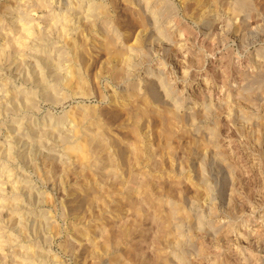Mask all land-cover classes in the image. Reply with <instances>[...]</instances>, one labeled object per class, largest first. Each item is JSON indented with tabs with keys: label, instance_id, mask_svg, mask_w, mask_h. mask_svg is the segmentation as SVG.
<instances>
[{
	"label": "rangeland",
	"instance_id": "374dc122",
	"mask_svg": "<svg viewBox=\"0 0 264 264\" xmlns=\"http://www.w3.org/2000/svg\"><path fill=\"white\" fill-rule=\"evenodd\" d=\"M248 1L250 7L242 11L238 9V0H220L218 8L209 1L206 5H199L197 0H101L109 21L101 17L95 19L97 25L93 31L84 33L86 23L90 21L84 20L83 15H74L75 26L71 27L72 33H68L72 36L80 34L76 38H82V42L87 40L85 57L72 67V62L67 59L62 62L59 58L61 52L67 50L64 41L67 29L64 34L59 29L64 24L62 21L67 20L66 12L70 8L67 0H0V243L3 244H0V264H264V120L261 119L264 116V78L260 83L254 81L252 84L256 87L252 92L253 101L234 100L238 93L245 92L243 88L251 76L264 68V0ZM55 17L58 24L53 21ZM51 23L62 26L50 29ZM178 28L183 37L180 31L177 36L175 31ZM22 29L31 30L33 36L21 39ZM106 32L118 37V47L125 50L124 57L130 61L124 64L126 61L121 59L123 64L118 63L127 65L125 76H121L122 80L118 78L119 81L111 77L109 69L117 62L114 58L109 60L101 49V39ZM45 34L51 35L44 46H48L50 52L54 48L50 55L55 58L58 54L59 65L63 68L50 69L42 61L37 63L39 59H35L34 54L39 53V49L32 40L47 36ZM180 38L185 42L182 51L178 49ZM18 40L22 41L21 45L17 44ZM12 44L23 48V53L27 50L23 54L25 57L19 60L12 53ZM58 49H62L61 52ZM192 57L196 59L195 64L191 61L193 65L189 61ZM15 58L19 62L25 60L22 65L25 68L14 64H19ZM158 58L171 70H162L164 66L160 65ZM185 63L193 67L183 78L181 68ZM132 64L142 67L137 72L130 71ZM70 65L81 74L72 72ZM62 69L66 73L61 72ZM57 71L61 73L59 78H56ZM173 71L175 74L178 71L180 80L174 77ZM219 72H227V80L221 82ZM206 75L211 81L203 88L196 80ZM69 76L80 80L77 88L75 80H69ZM42 81L47 86L58 87L55 99L48 97L49 90L40 85ZM84 83H88L87 87ZM12 91L34 93L37 108L10 110ZM126 91L135 93V101L121 98ZM228 98L237 102L230 115L222 109ZM139 100L141 105L149 106V115H141L143 118L140 116L139 122L137 120L134 124L126 113L133 108H138L136 112L141 111L144 105L139 107ZM179 105L186 108L178 109ZM81 107H86L85 110L91 108L103 128L97 123L98 128L92 120L82 124L78 119ZM202 110L212 118L198 116ZM62 117H67L66 124L57 122ZM168 118H174V121ZM247 118L253 121L254 128ZM51 119L60 127L72 126L74 119L76 127L78 125L76 130L81 131L80 134L71 133L74 142L85 137L86 131L96 132L101 128L99 132L104 134V144L107 145L105 154L111 157L105 162L101 160L102 173L81 166L84 163L74 158L70 157L68 161L59 142L51 141L39 151L21 148L22 143L28 145L31 136ZM135 125L139 126L142 139L135 137L131 129ZM163 129L166 130L165 136ZM131 130L134 133L130 136ZM138 145L141 150L135 151L139 150ZM226 146L236 150L234 156L228 153ZM243 148L246 153H252L253 158L243 156ZM136 152H141L139 157L134 155ZM27 193L36 195L30 200ZM14 201L19 202V206H14L17 205ZM25 206L35 216L45 215L53 224L52 228L45 226L38 232L37 220L32 221L35 217L30 216L28 237L24 238L19 229L21 217L23 220L29 216H25ZM31 246H34L32 250ZM34 248L48 254L47 260L30 262L26 254Z\"/></svg>",
	"mask_w": 264,
	"mask_h": 264
},
{
	"label": "bare ground",
	"instance_id": "6f19581e",
	"mask_svg": "<svg viewBox=\"0 0 264 264\" xmlns=\"http://www.w3.org/2000/svg\"><path fill=\"white\" fill-rule=\"evenodd\" d=\"M70 0H67V2H68V5L70 6V8H68V10H67V12H66V19L67 20H64V21H62V24H63V26L62 25H56L57 27L58 26H62L61 28H59V29H61V31H62V33L64 34V32L66 31V29H67V31H66V33H65V39H64V41L66 42V44L65 45H67V50L66 51H62L61 52V50H59L60 52H61V57H59V58H62L61 60H62V62H63V60H65V59H67V61H69L70 63L72 62L73 63V65H72V67L75 65V62L77 63L80 59H83L84 57H85V47H86V40H84L83 42H82V38L80 39L79 37H77L76 38V36H79V35H77L76 34V36H72V34H70V33H68V32H71V30H72V28L71 27H74L75 26V24H74V15L75 16H77V14H80L81 16L83 15V19L84 20H89L90 22V24L89 23H86L87 25L85 26V28L83 29L84 31V33L86 32L87 33V31H89V32H91V31H93V29H95L96 28V25H97V23H96V21H94L95 19H97V18H103V20H107L108 19V14L106 13L107 11H106V8L104 9V6L101 4V0H98V1H89L88 3L87 2H85V1H83V0H76V2H69ZM74 1V0H73ZM209 1V3L210 4H212L213 6H214V8L218 5V4H220V0H197V2H198V4L199 5H206L207 4V2ZM163 2V1H162ZM51 3V2H50ZM198 4H197V6H198ZM41 5H43V4H41ZM41 5H39V6H41ZM160 5V4H159ZM211 5V6H212ZM211 6H209L210 8H211ZM219 6V5H218ZM250 7V4H249V1L248 0H238V9L239 10H245V8H247V7ZM48 7V6H47ZM68 7V6H67ZM159 7V6H158ZM207 7V6H206ZM209 7H208V9H209ZM166 8V7H165ZM202 8H205L204 6L202 7ZM201 8V9H202ZM216 8H218V7H216ZM191 9V8H190ZM81 10H83V11H81ZM197 10V9H196ZM206 10H207V8H206ZM237 10V9H236ZM203 11V10H202ZM157 12V11H156ZM197 12V11H196ZM235 12H238V11H235ZM234 12V13H235ZM7 13H8V11H7ZM64 13V12H63ZM62 13V14H63ZM83 13V14H82ZM168 13H171V12H168ZM240 13V12H239ZM61 14V15H62ZM140 14V13H139ZM196 14V13H195ZM238 14V13H237ZM64 15V14H63ZM62 15V16H63ZM111 15V14H110ZM168 15V14H167ZM198 15V14H197ZM200 15V14H199ZM247 15H248V12H247ZM62 16H60L59 15V17H62ZM137 16V15H136ZM215 16V15H214ZM110 17V16H109ZM65 18V17H64ZM76 18V17H75ZM54 19V18H53ZM57 19H59L60 20V18H58V16H57ZM79 19V18H78ZM146 19V18H145ZM62 20H63V17H62ZM99 20V19H98ZM135 20V19H134ZM53 21H56V17H55V20H53ZM108 21H109V19H108ZM140 21H142V20H140ZM203 21V20H202ZM60 22V21H59ZM93 22H95V23H93ZM106 21H104L103 23H105ZM134 22H137V21H134ZM143 22V21H142ZM245 22H246V20H245ZM110 23H111V19H110ZM118 23V22H117ZM139 23V25H141L140 23L141 22H138ZM176 23V22H175ZM202 23V22H201ZM206 23V22H205ZM52 24V23H51ZM56 24H58V21H56ZM108 24H109V22H107V26H108ZM135 24V23H134ZM203 24V23H202ZM53 25V26H52ZM50 27H52V28H50V29H53V27L55 28L56 26H54L55 25V23H53ZM138 25V24H137ZM245 25V24H244ZM101 26V25H100ZM105 26H106V24H105ZM110 26V25H109ZM24 27V26H23ZM104 27V26H103ZM160 27V26H159ZM24 28H26V27H24ZM28 28V27H27ZM70 28V29H69ZM106 28V27H105ZM113 28V27H112ZM183 28V27H182ZM49 29V30H50ZM57 29V28H56ZM69 29V30H68ZM74 29V28H73ZM160 29V28H159ZM163 29V28H162ZM166 29V28H165ZM65 30V31H64ZM75 30V29H74ZM110 30V29H109ZM22 31L23 32H21L22 34H21V39L22 38H29V37H31V35L33 36V32L30 30H23L22 29ZM51 31V30H50ZM53 31V30H52ZM179 31H180V28H178L175 32H177V36H178V33H179ZM74 32V31H73ZM75 32H76V30H75ZM104 32V31H103ZM165 32V31H164ZM167 32V31H166ZM181 32V31H180ZM51 34H52V32H50ZM68 33V34H67ZM72 33V32H71ZM77 33V32H76ZM83 33V34H84ZM51 34H45V35H47V36H43L42 38H37L36 37V39H33V37H32V41H34L35 40V43H36V47H37V49H39V53H36L35 51V59H39V60H37V63L39 62V61H42L43 63H45V65H49L48 67H50V69L51 68H56L57 69V67L59 68L60 67V65H59V58H58V52L55 54L57 57H51V55L53 54L52 53V51L54 52V48H52L51 49V52H50V48L48 49V46H44V45H46L47 44V42H48V40H50V38H49V36L51 35ZM158 34V33H157ZM168 34V33H167ZM82 35V34H81ZM183 35V32H181V37H183L182 36ZM96 36V35H95ZM158 36H160V35H158ZM157 36V37H158ZM35 37V36H34ZM64 37V36H63ZM72 37H75V38H72ZM81 37V36H80ZM82 37H84L83 35H82ZM189 37V36H188ZM162 38V37H161ZM164 38V37H163ZM52 39V38H51ZM117 39H118V37L116 38V37H114L113 35L111 36L110 34H108V32H106V34H104L103 35V38L101 39V49L102 50H104V52L106 53V55L108 56V59L109 58H114V60L117 62L116 64L118 65V66H116V64L115 65H112V66H115V67H113V68H109V69H111V71L112 72H110L111 73V77H113V78H115L116 80L118 79V78H120L119 80H122L121 79V76L123 75V76H125L124 75V72H125V69H126V66L125 65H119L118 63H120V64H123V62H125L126 60H129V58H127V57H124L126 54H125V50L124 49H122V48H119L118 47V42H117ZM177 39H179V38H177ZM184 39V38H183ZM80 40H81V42H80ZM125 40V39H124ZM19 41V40H18ZM22 41H19V42H17V44H19V45H21L22 43H21ZM177 42H178V40H177ZM16 42H14V44H15ZM16 44V45H17ZM16 45H14L13 46V44L10 46V47H12V53L15 55V56H17V58L19 57V60H20V58H23V57H25V56H23V54H25V52H27V50L23 53V48H19L18 46H16ZM99 45V44H98ZM97 45V46H98ZM99 45V46H100ZM178 49L180 50V51H182L183 50V48H184V46H185V42L180 38V40H179V43H178ZM172 46H174V45H172ZM54 47V46H53ZM177 47V46H176ZM95 48V47H94ZM98 47H96V49H97ZM37 49H34V50H37ZM56 49V48H55ZM99 49H100V47H99ZM174 49V48H173ZM95 50V49H94ZM21 51V52H20ZM38 51V50H37ZM97 51V50H96ZM99 52H101V51H99ZM131 52V51H130ZM4 53H6L5 51H4ZM30 53H32V51L30 52ZM98 53V52H97ZM104 53V54H105ZM129 53V52H128ZM152 53H153V51H152ZM11 54V53H10ZM27 54H29V53H26V55ZM51 54V55H50ZM32 55H33V53H32ZM37 55H39V57L37 56ZM153 55V54H152ZM159 55V54H158ZM177 55V54H176ZM184 55V54H183ZM28 56H30V55H28ZM54 56V55H53ZM180 56V55H179ZM186 56V55H185ZM202 56V55H201ZM11 57H12V55H11ZM17 58H15V59H17ZM29 58V57H28ZM54 58V59H53ZM27 59V58H26ZM30 59V58H29ZM33 59V58H32ZM124 60L123 62H122V60ZM18 60V59H17ZM19 60L18 61H16V62H19ZM31 60V59H30ZM110 60V59H109ZM112 60V59H111ZM163 60V59H162ZM198 60V59H197ZM25 60H23L22 61V59H21V61L19 62V64L18 63H14V64H17L18 66H20L21 68H25V67H22V65L24 64L23 62H24ZM33 61V60H32ZM35 61V60H34ZM157 61H159V58H158V60ZM164 61V60H163ZM189 61H190V63H191V61H192V63H196V59L195 58H190L189 59ZM201 61V60H200ZM61 62V61H60ZM61 62V63H62ZM122 62V63H121ZM127 62V63H126ZM124 64H129L128 62H130V61H126ZM40 63V62H39ZM65 63V62H64ZM112 64H113V62H111ZM110 63V64H111ZM134 63H135V60H134ZM159 63H160V61H159ZM191 63V64H192ZM198 63H199V60H198ZM80 64V63H79ZM109 64V63H108ZM107 64V66H109ZM143 64H145V63H143ZM166 64V63H165ZM168 64H169V62H168ZM189 64V63H188ZM188 64H184L183 66H182V76H183V78H185L186 76L185 75H188L189 74V70H190V67H193L191 64V66L190 65H188ZM63 65V64H62ZM69 65V64H68ZM71 65L70 66H68L69 67V69L71 68ZM133 65V68L130 70V71H134V72H137L138 71V69H140L142 66H136L135 64H132ZM160 65H162V66H164L163 68H162V70H166V69H169V67H167L166 65H164V63H160ZM179 65V64H178ZM188 65V66H187ZM259 65V64H258ZM262 65V64H261ZM14 66V65H13ZM24 66V65H23ZM78 66V65H77ZM106 66V65H105ZM180 66V65H179ZM228 66V65H227ZM27 67H28V65H27ZM62 68H63V66H61ZM60 67V68H61ZM76 67V66H75ZM110 67V66H109ZM195 67V66H194ZM35 68H36V66H35ZM171 68V67H170ZM16 69V68H15ZM64 69H65V67H64ZM64 69H62L63 71H61V72H65V70ZM68 69V70H69ZM77 69V68H76ZM104 69V68H103ZM107 69H108V67H107ZM107 69H105V71L107 70ZM17 70V69H16ZM36 70V69H35ZM55 70V69H54ZM61 70V69H60ZM59 70V71H60ZM78 70H79V68H78ZM169 70H171V69H169ZM172 70H173V68H172ZM221 70V69H220ZM249 70V69H248ZM59 71H57V76H56V74H55V76H56V78L58 77L59 78V74H61V73H59ZM70 71V70H69ZM71 71L72 72H74V71H76V70H74V69H72L71 68ZM77 73L79 72V71H76ZM106 72H109V71H106ZM134 72H132V73H134ZM171 72V71H170ZM176 73V71H173V74H175ZM52 73V72H51ZM54 73H55V71H54ZM62 73V74H63ZM66 73V72H65ZM69 73V72H68ZM80 74H81V71L79 72ZM105 73V72H104ZM39 74V73H38ZM103 74V73H102ZM106 74H108V73H106ZM177 74H178V71H177ZM177 74H175V78H178V76H177ZM181 74V73H180ZM213 74V73H212ZM51 75V74H50ZM54 75V74H53ZM65 75H67V74H65ZM65 75H61L62 77L63 76H65ZM68 75H70V73L68 74ZM73 75V74H72ZM71 75V76H72ZM191 75V74H190ZM39 76V75H38ZM54 76V77H55ZM75 76V75H74ZM76 76H77V74H76ZM122 76V77H123ZM159 76V75H158ZM215 76V75H214ZM219 76V77H218ZM217 77L218 78H222V81L221 82H224L225 80H227V78L229 77V75H228V73L226 72V74L225 73H220L219 72V75H218ZM247 76V75H246ZM43 78H44V76H42ZM66 77V76H65ZM70 77V76H69ZM68 77V78H69ZM73 77V76H72ZM81 77V76H80ZM79 77V78H80ZM187 77H189V76H187ZM248 77V76H247ZM250 77V76H249ZM248 77V78H249ZM252 77V78H251ZM250 78L252 79H247V80H249V82L244 86V90L243 91H245V92H243V93H238L237 94V96L236 97H238L237 99H234V97H233V99L236 101V100H239V102L241 101V102H243V100H244V102L245 103H247L246 101H249V102H251V101H253V99L255 98H253V93H254V88H256V87H254L253 85L255 84V82L257 83V82H259V81H262V80H264V79H262V80H260L261 78H264V68H262V69H260V71H256V74H255V76L253 77V76H251ZM83 78V77H82ZM124 78V77H123ZM163 78V77H162ZM173 78V77H172ZM67 79V78H66ZM75 80L76 78H71L70 77V79L69 80ZM81 79V78H80ZM126 79V78H125ZM164 79V78H163ZM163 79H162V81H163ZM179 79V78H178ZM182 79V78H181ZM197 79H198V77H197ZM40 80L41 79H39L38 81L40 82ZM61 80V79H60ZM63 80H65V79H63L62 78V81ZM119 80H117V81H119ZM180 80V79H179ZM184 80V79H183ZM46 81V80H45ZM44 81V82H45ZM77 81H80V80H75L74 81V86H76L77 84L79 85L80 83L78 82L77 83ZM187 81V80H186ZM197 81V83H198V85L199 86H203V88H205V87H207V85H208V82L209 81H211V77H209V76H205V77H203L202 79H199V80H196ZM200 81H202V84L200 85ZM255 81V82H254ZM43 82V81H42ZM40 83V85L44 88V87H46L45 89H48L49 90V95H48V97L49 96H51V98H53V99H55L56 98V96H57V94H56V89L58 90V87L57 88H55V86H47L44 82L43 83ZM48 82V81H47ZM67 82V81H66ZM72 82V81H71ZM84 82H86V81H84ZM247 82V81H246ZM68 83H70V81L68 82ZM260 83V82H259ZM85 84V86L88 84H86V83H84ZM196 84V83H195ZM253 84V85H252ZM13 85V84H12ZM39 85V84H38ZM65 85H66V83H65ZM64 85V86H65ZM69 85V84H68ZM81 85H83V83H81ZM228 85V84H227ZM71 86V85H70ZM70 86H67V87H70ZM73 86V87H74ZM258 86V85H257ZM72 87V86H71ZM78 86H76V88H77ZM80 87V86H79ZM87 87V86H86ZM85 87V88H86ZM223 87H224V85H223ZM225 87H226V85H225ZM83 88V87H82ZM195 88V86H194V84H193V89ZM221 88V87H220ZM231 88V87H230ZM241 88V87H240ZM44 89V90H45ZM78 89H80V88H78ZM182 89H184V88H182ZM223 89V88H222ZM259 89V88H258ZM16 90V89H15ZM83 90V89H82ZM231 90V89H230ZM230 90H228V96L230 97ZM184 91V90H183ZM262 91V90H261ZM45 92V91H44ZM75 92V91H74ZM151 92V91H150ZM168 92V91H167ZM171 92V91H170ZM253 92V93H252ZM29 93V92H28ZM43 93V92H42ZM62 93V92H61ZM198 93H200V92H198ZM207 93V92H206ZM245 93V94H244ZM257 93V92H256ZM47 94V93H46ZM137 94V93H136ZM151 94V93H150ZM39 95V94H38ZM83 95H84V93H83ZM115 95V94H114ZM198 95V94H197ZM196 95V96H197ZM64 96V95H63ZM121 96V95H120ZM120 96H118V97H120ZM138 96V95H137ZM195 96V95H194ZM195 96V97H196ZM199 96H200V94H199ZM263 96V95H262ZM69 97V96H68ZM133 97H136V95H135V93L133 94V91H132V93H127V91L125 92V94L123 95V97L121 96V98H124L123 100H125V99H127V98H131V99H133ZM7 98V97H6ZM11 98V100L13 101V104H12V107H10V110L12 109V111L13 112H16V111H19L21 108H24V109H27V110H32L35 106H36V102H35V100L37 99L36 97H35V94L34 93H30V94H27V93H22V91H12V96L10 97ZM57 98H60V96L58 95V97ZM138 98V97H137ZM144 98H146V97H144ZM149 97H147V99H148ZM136 99V98H135ZM135 99H133L134 101H135ZM140 99V98H139ZM142 99V98H141ZM46 100V99H45ZM128 100V99H127ZM133 100L132 101H130V99H129V102H133ZM160 100V99H159ZM231 100H232V98H231ZM231 100H229V98H228V102L226 101V103L224 104V106L222 105V109L224 108V111H225V113H227V115H230V114H232V112H234V108H235V105L237 104V102H235L234 100L233 101H231ZM246 100V101H245ZM58 101V100H57ZM136 101H138V100H136ZM142 101H144V100H142ZM147 100L145 99V102H146ZM261 101V100H260ZM59 102V101H58ZM225 102V101H224ZM223 102V103H224ZM12 103V102H11ZM54 103V102H53ZM135 103V105H136V102H134ZM142 103V102H141ZM164 103V102H163ZM216 103V102H215ZM258 103V102H257ZM5 104V103H4ZM139 104H140V100H139ZM143 104V103H142ZM146 104H149V103H146ZM209 104V103H208ZM135 105L133 104L132 106H134L135 107ZM145 106V108H144V106ZM143 105H141L140 104V106L139 107H141V106H143V108L141 109V111H139V110H137V111H139V112H136L135 110L136 109H138V108H133V109H130V110H127V115L129 116V118L131 119V120H133L134 121V124H136L135 122H137V120H138V122H139V119H140V116L141 115H143V116H145L146 114L147 115H149L148 114V112H149V106H146L145 105V103L143 104ZM165 105V104H164ZM221 105V104H220ZM255 105V104H254ZM208 106V105H207ZM251 105H249L248 107H250ZM83 107V106H82ZM80 108L79 109V112H80V114H79V121H81V122H83L82 124H84V122H89V121H93L94 123H96V126H97V123L100 121H98L97 120V118H98V116H97V118L95 117V112H92L91 110V108H89L88 110H85V108ZM130 107V106H129ZM138 107V106H137ZM252 107V106H251ZM8 107H6V109H7ZM35 108H37V107H35ZM149 108V109H148ZM183 109V108H186V106L185 105H179V107H178V109ZM220 108V107H219ZM253 108V107H252ZM263 108V107H262ZM91 109V110H90ZM123 109V108H122ZM221 108H220V110H222ZM251 109V108H250ZM3 110H5V108L3 107ZM33 110H35V109H33ZM37 110V109H36ZM171 110H173V109H171ZM213 110V109H212ZM256 110V109H255ZM117 111V110H116ZM199 111H201V110H199ZM208 111H211V110H209L208 109ZM257 111V110H256ZM264 111V110H263ZM9 112H11V111H9ZM12 112V113H13ZM75 112V111H74ZM98 112V111H97ZM171 112V111H170ZM169 112V113H170ZM177 112V111H176ZM204 112V110H202V112H201V114L200 113H198L197 115L199 116H201V117H203V118H210L211 116H210V114L209 113H203ZM168 113V114H169ZM263 113V112H262ZM74 114V113H73ZM73 114L71 115V116H73ZM172 114V113H171ZM173 114H174V111H173ZM172 114V115H173ZM208 114V115H207ZM254 114V113H253ZM77 115V114H76ZM97 115V114H96ZM212 115V114H211ZM261 115V114H260ZM263 115V114H262ZM68 116H69V114H68ZM124 116V115H123ZM181 116V115H180ZM197 116V117H198ZM245 116V115H244ZM24 117V116H23ZM78 117V116H77ZM119 117V116H118ZM142 117V116H141ZM145 117H147V116H145ZM169 117V116H168ZM170 117H171V115H170ZM173 117V116H172ZM177 117V116H176ZM175 117V118H176ZM192 117V116H191ZM21 118V117H20ZM65 118V117H64ZM63 117L61 118V119H59V120H57V122L59 121H62L63 123H65L66 124V121L68 120L67 119V117H66V119H64ZM70 118V117H69ZM103 118V117H102ZM143 118V117H142ZM160 118H162V117H160ZM183 118V117H182ZM193 118V117H192ZM191 118V119H192ZM212 118V117H211ZM246 118V117H245ZM249 118V117H248ZM247 118V119H248ZM75 119V118H74ZM73 119V124H72V126L70 125V126H65V125H63L64 127H60V125L59 124H53L52 123V119L50 120L51 122L49 123V122H45L44 124H43V127H41V129H39L38 131H37V133L36 134H33L32 136H31V141H30V143L28 144V145H26V144H24V143H22V145H21V148L23 147V148H26V149H28L29 148V150L28 151H30L31 150V152L32 151H34V150H40V149H43V148H45L47 145H48V143H50L51 141H55V143H60V144H62L63 145V147H64V155H65V157H66V159L68 160V159H70V157L71 158H74V160L76 159L77 161H79L80 163H84L83 165H81V166H83V167H90V168H92V169H94L95 171H100V173H102L101 172V170L104 168H102V166H101V164H103V162H105V161H108V158L109 159H111V157L110 156H108V153H107V155L105 154V146H107V145H105L104 144V134L102 133V132H99V131H101V128H103V127H101L102 125H100L99 123H98V125L101 127L100 128V130L99 129H96L95 131L96 132H90V133H88L87 131H86V136H85V134H84V136L85 137H82L81 139H79V140H75V142L74 141H72V139H74L72 136V134H78L79 132H81L79 129V132L76 130V128H78V125H77V127H76V119L74 120ZM152 119V118H151ZM166 119V118H165ZM168 119H170V118H168ZM172 119V121H174V118H171ZM170 119V120H171ZM195 119H196V117H195ZM242 119H243V117H242ZM249 119H252V118H249ZM248 119V121L251 123H249V125H252L251 127L252 128H254L253 127V121H251V120H249ZM261 119H263L264 120V116H262L261 117ZM24 120V119H23ZM48 120V119H47ZM125 120V119H124ZM157 120V119H156ZM155 120V121H156ZM177 120V119H176ZM184 120V119H183ZM182 120V121H183ZM245 120V119H244ZM259 120V119H258ZM98 121V122H97ZM142 121V120H141ZM163 121V120H162ZM165 121V120H164ZM169 121V120H168ZM239 121H240V119H239ZM246 121V120H245ZM248 121L246 122V123H248ZM262 121V120H261ZM260 121V122H261ZM23 122V121H22ZM87 122V123H88ZM92 122V123H93ZM160 122V121H159ZM184 122V121H183ZM244 122V121H243ZM258 122V121H257ZM256 122V123H257ZM263 122V121H262ZM87 123H86V125H87ZM92 123H91V125L90 126H93L92 125ZM146 123V122H145ZM158 123V122H157ZM171 123V122H170ZM173 123V122H172ZM29 124V123H28ZM62 124V123H61ZM78 124V123H77ZM133 124V125H134ZM138 124V123H137ZM263 124H264V122H263ZM262 124V125H263ZM32 125V124H31ZM31 125H29V126H31ZM80 125V124H79ZM89 125V124H88ZM95 125V124H94ZM139 125V124H138ZM138 125H135L134 126V128H133V126H132V128L131 129H133V131L135 132V134H136V138H138V139H142V137L140 136L141 134V132L139 131V126ZM256 125V124H255ZM258 125H260V124H258ZM33 126V125H32ZM31 126V127H32ZM82 126V125H81ZM85 126V125H84ZM89 126V127H90ZM96 126H95V128H96ZM165 126V125H164ZM67 127V128H66ZM83 127V126H82ZM98 127V126H97ZM147 127V126H146ZM166 127H168L167 125H166ZM166 127H164L165 129H166ZM173 127V126H172ZM211 127V126H210ZM220 127V126H219ZM250 126H248V128H249ZM260 127H262V126H260ZM87 128V127H86ZM92 128H94V127H92ZM99 128V127H98ZM162 128V127H161ZM169 128V127H168ZM213 128V127H212ZM215 128V127H214ZM213 128V129H214ZM221 128V127H220ZM258 128V127H257ZM264 128V127H263ZM18 129V128H17ZM19 129H21V128H19ZM32 130H34L33 128H31ZM142 129V128H141ZM212 129V130H213ZM216 129V128H215ZM37 130V129H36ZM83 130H84V128H83ZM82 130V131H83ZM105 130V129H104ZM127 130V129H126ZM164 130V129H163ZM167 130V129H166ZM166 130H164L163 131V135H164V133H165V131ZM175 130V129H174ZM211 130V129H210ZM209 130V131H210ZM217 130V129H216ZM216 130H214V133H215V131ZM258 130V129H257ZM18 131V130H17ZM25 131V130H24ZM103 131V130H102ZM132 130H131V134H130V136L134 133ZM245 131V130H244ZM259 131V130H258ZM104 132H106V131H104ZM130 132V131H129ZM170 132H171V130H170ZM213 132V131H212ZM251 132V131H250ZM16 133V132H15ZM72 133V134H71ZM83 133V132H82ZM84 133H85V131H84ZM161 133H158V134H161ZM211 133V132H210ZM213 133V134H214ZM246 133V132H245ZM256 133V132H255ZM74 134V135H75ZM80 134V133H79ZM169 134V133H168ZM171 135H172V133H170ZM216 134H217V131H216ZM71 135V136H70ZM165 135H167L166 133H165ZM164 135V136H165ZM180 135V134H179ZM207 135V134H206ZM220 135V134H219ZM244 135V134H243ZM78 136V135H77ZM77 136H76V138H77ZM170 136V135H169ZM203 136V135H202ZM70 137H72V139L70 138ZM163 137V136H162ZM206 137V136H205ZM213 137H215V134H214V136ZM218 137V136H217ZM19 138V137H18ZM21 138V137H20ZM19 138V139H20ZM133 138H134V136H133ZM167 139H168V137H166ZM165 138V139H166ZM176 138V137H175ZM206 138H208V137H206ZM10 139V138H9ZM18 139V140H19ZM131 139H132V137H131ZM162 139V138H161ZM169 139H172V137L171 138H169ZM213 139V138H212ZM223 139V138H222ZM246 139H247V137H246ZM250 139V138H249ZM13 140V139H12ZM17 140V139H16ZM108 140V139H107ZM134 140V139H133ZM204 140V139H203ZM11 141V140H10ZM9 141V142H10ZM135 141L137 142V140L135 139ZM138 141H140L141 142V140H138ZM168 141V140H167ZM171 140H169V142H170ZM205 141V140H204ZM255 141H257V140H255ZM254 141V142H255ZM19 142L20 141H17V143L19 144ZM106 142V141H105ZM117 142V141H116ZM115 142V143H116ZM134 142V141H133ZM174 142V141H173ZM212 142V141H211ZM26 143H28V142H26ZM135 143V142H134ZM164 143H165V141H164ZM204 143V142H203ZM214 143H217V141H215ZM252 143H253V141H252ZM10 144H11V142H10ZM12 144H14V142L12 143ZM166 144V143H165ZM230 144V143H229ZM255 144V143H254ZM15 145V144H14ZM51 145V144H50ZM166 145H169L168 143L166 144ZM206 145V144H205ZM226 145H227V142H226ZM135 146V145H134ZM203 146V145H202ZM207 146V145H206ZM18 147V146H17ZM16 147V148H17ZM128 147V146H127ZM193 147V146H192ZM191 147V148H192ZM227 147V146H226ZM242 147V146H241ZM240 147V148H241ZM259 147V146H258ZM8 148V147H7ZM11 148V147H10ZM13 148V147H12ZM16 148H14V150L16 149ZM137 148L139 149L140 147H139V145L137 146ZM136 148V149H137ZM169 149H170V147H168ZM217 148V147H216ZM219 148V147H218ZM221 148V147H220ZM249 148V147H248ZM211 149H212V147H211ZM222 149H223V146H222ZM227 150H228V153L229 154H233V156H234V153H236L235 151L236 150H234L232 147H227L226 148ZM242 149V148H241ZM246 149V148H245ZM245 149L243 148V150H244V152H243V156H245V157H247V159L248 158H253L252 157V153H249V152H245ZM133 150H135V149H133ZM141 149H139V150H135V151H140ZM172 150V149H171ZM191 150V149H190ZM109 151V150H108ZM154 151V150H153ZM223 151V150H222ZM126 152V151H125ZM134 152V151H133ZM143 152V151H142ZM173 152V151H172ZM138 153H141V152H136L134 155H138ZM154 153V152H153ZM215 153V152H214ZM225 153H226V151H225ZM238 153V152H237ZM175 154V153H174ZM241 154V153H240ZM104 155H106L105 157H104ZM128 155V154H127ZM133 155V154H132ZM141 155V154H140ZM227 155L228 154H226V157H227ZM237 156H238V154H236ZM19 156V155H18ZM26 156V155H25ZM217 156V155H216ZM215 156V157H216ZM219 156V155H218ZM223 156V155H222ZM241 156H242V154H241ZM254 156V155H253ZM64 157V156H63ZM62 157V158H63ZM138 157H139V155H138ZM173 157V156H172ZM230 157H232V156H230ZM239 157H240V155H239ZM20 158H21V155H20ZM23 158V157H22ZM122 158V157H121ZM126 158V157H125ZM237 158V157H236ZM243 158V157H242ZM255 158H256V156H255ZM25 159V158H24ZM217 159V158H216ZM219 159V158H218ZM222 159V158H221ZM227 159V158H226ZM101 160L103 161L102 163H101ZM132 160V159H131ZM220 160V159H219ZM69 161V160H68ZM68 161H67V163H68ZM85 161V162H84ZM109 161H111V160H109ZM223 161V160H222ZM242 161V160H241ZM245 161V160H244ZM247 161V160H246ZM251 161V160H250ZM113 162V161H112ZM221 162V161H220ZM236 162V161H235ZM253 162H254V160H253ZM66 163V164H67ZM107 163V162H106ZM110 163V162H109ZM126 163V162H125ZM124 163V164H125ZM136 163V162H135ZM160 163V162H159ZM224 163V162H223ZM226 163V162H225ZM8 164V163H7ZM230 164H232V163H230ZM251 164V163H250ZM80 165V164H79ZM113 165H114V162L112 163V165L110 164V166L109 167H113ZM119 165V164H118ZM127 165V164H126ZM137 165V164H136ZM227 165V164H226ZM253 165V164H252ZM255 165H257L256 163H255ZM33 166H35V165H33ZM135 166V165H134ZM160 166V165H159ZM246 166V165H245ZM37 167V166H36ZM125 167H127V166H125ZM162 167V166H161ZM227 167H228V165H227ZM234 167V166H233ZM249 167H250V165H249ZM256 167V166H255ZM255 167H253V168H255ZM106 168V167H105ZM136 168V167H135ZM252 168V167H251ZM252 168V169H253ZM256 168H258V167H256ZM33 169V168H32ZM35 169V168H34ZM129 169V168H128ZM228 169V168H227ZM244 169V168H243ZM248 169V168H247ZM104 170V169H103ZM106 170H109V169H106ZM105 170V171H106ZM115 170V169H114ZM152 170V169H151ZM246 170V169H245ZM256 170V169H255ZM1 171V170H0ZM254 171V170H253ZM258 171V170H257ZM261 171V170H260ZM259 171V172H260ZM11 172H13V171H11ZM20 172V171H19ZM37 172V171H36ZM107 172V171H106ZM250 172V171H249ZM262 172V171H261ZM38 173V172H37ZM129 173V172H128ZM256 173H258V172H256ZM255 173V174H256ZM20 174V173H19ZM106 174V173H105ZM245 174V173H244ZM250 174V173H249ZM259 175V174H258ZM2 176V175H1ZM92 176V175H91ZM254 176H256V175H254ZM264 176V175H263ZM98 177H100V176H98ZM163 177V176H162ZM257 177V176H256ZM260 177V176H259ZM16 178H18V177H16ZM106 178V177H105ZM159 178V177H158ZM164 178V177H163ZM246 178V177H245ZM8 179V178H7ZM100 179H101V177H100ZM103 179V178H102ZM101 179V180H102ZM154 179V178H153ZM178 179V178H177ZM250 179V178H249ZM259 179V178H258ZM104 180V179H103ZM150 180V179H149ZM251 180V179H250ZM156 181V180H155ZM158 181V180H157ZM171 182H172V180H170ZM174 181H176V180H174ZM245 181V180H244ZM147 182V181H146ZM183 182V181H182ZM253 182V181H252ZM260 182H261V180H260ZM259 182V183H260ZM262 183V182H261ZM26 184V183H25ZM137 184H138V182H137ZM148 184V183H147ZM177 184V183H176ZM144 185H145V183H144ZM19 186V185H18ZM25 186V185H24ZM23 186V187H24ZM146 186V185H145ZM178 186V185H177ZM22 187V186H21ZM168 187V186H167ZM179 187V186H178ZM25 188H26V186H25ZM174 188V187H173ZM176 188V187H175ZM174 188V189H175ZM26 189H28V188H26ZM1 190V189H0ZM23 190V189H22ZM25 190V189H24ZM136 190V189H135ZM28 191H30V192H32V190H27V192ZM138 191V190H137ZM2 193V192H1ZM134 193H136V191L134 192ZM27 194H29L28 195V197H29V199L31 200V197L33 196H35L34 195V193H27ZM38 194V193H37ZM40 194V193H39ZM133 194V193H132ZM137 194V193H136ZM42 195V194H41ZM103 195V194H102ZM15 196V195H14ZM45 196V195H44ZM20 197V196H19ZM27 197V196H26ZM27 197V198H28ZM21 198V197H20ZM44 198V197H43ZM94 198H95V196H94ZM15 199V198H14ZM17 200L19 199V198H16ZM13 200V199H12ZM22 200V199H21ZM45 200H47V199H45ZM9 201H11V200H9ZM19 201V200H18ZM12 202V201H11ZM15 202V201H14ZM0 203H2V202H0ZM13 203V202H12ZM16 203V202H15ZM14 203V204H15ZM19 202H17L16 204L17 205H14V206H19V204H18ZM28 203V202H27ZM21 204V203H20ZM176 204V203H175ZM37 205V204H36ZM10 206V205H9ZM28 206V205H27ZM27 206H25L26 207V211L27 212H25L26 213V215L25 216H27V215H29V216H27L28 217V219L25 217H23L24 219L22 220V217H21V220H20V231H21V233H22V235H25L24 236V238L26 237V233H27V229H28V224H27V222H28V220H31L29 217L31 216V217H35V218H33L32 219V221H35L36 222V220H37V223L38 224H36L37 225V228H36V230H38V232H41V228H43V227H45V226H47L48 228H50L51 226H53V224L49 221V219L48 218H46V216L45 215H37V216H35L34 215V213H32L31 212V210H28V208L29 207H27ZM34 206H35V204H34ZM23 207V206H22ZM13 208V207H12ZM35 208V207H34ZM23 210V209H22ZM180 212V211H179ZM24 213V214H25ZM20 214V213H19ZM14 215V214H13ZM154 215V214H153ZM174 215V214H173ZM176 215V214H175ZM48 216V215H47ZM37 217V218H36ZM157 217V216H156ZM169 217V216H168ZM152 218H153V216H152ZM201 218V217H200ZM15 219V218H14ZM166 219V218H165ZM164 219V220H165ZM170 219V218H169ZM180 220V219H179ZM174 221V220H173ZM175 221H178L177 219L175 220ZM181 221V220H180ZM18 222V221H17ZM17 222H16V225H17ZM34 222V223H35ZM33 223V224H34ZM161 223V222H160ZM243 223V222H242ZM15 224V223H14ZM43 225V226H42ZM34 226V225H33ZM162 226V225H161ZM177 226H180V225H177ZM165 227H167V226H165ZM169 227V226H168ZM52 228V227H51ZM183 228V227H182ZM18 229V228H17ZM160 229V228H159ZM231 229V228H230ZM3 230V229H2ZM1 230V231H2ZM33 230V229H32ZM34 231V230H33ZM170 231V230H169ZM46 232V231H45ZM165 232V231H164ZM19 233V232H18ZM33 233V232H32ZM183 233V232H182ZM11 236H13V235H11ZM37 236V235H36ZM159 236V235H158ZM164 236H166L165 234H164ZM184 236V235H183ZM6 237V236H5ZM27 237H28V235H27ZM180 237H181V235H180ZM241 237V236H240ZM245 237V236H244ZM247 237V236H246ZM242 241H244L243 240V235H242ZM249 238V237H248ZM9 239V238H8ZM13 239H14V237H13ZM16 239V238H15ZM46 239V238H45ZM247 239V238H246ZM1 240V239H0ZM5 240V239H4ZM3 240V241H4ZM10 240V239H9ZM163 240V239H162ZM248 240V239H247ZM7 241V240H6ZM25 241V240H24ZM37 241V240H36ZM44 241V240H43ZM108 242H110V241H108ZM44 243V242H43ZM0 244H2V242L0 243ZM35 244H37V243H35ZM3 245V244H2ZM5 245H7V244H5ZM32 245H34V244H32ZM108 245V244H107ZM35 246V245H34ZM34 246H31L30 248H31V250L33 249L32 247H34ZM36 247V246H35ZM29 251V250H28ZM19 252H22V251H19ZM46 253V252H45ZM3 255V254H2ZM25 255V254H24ZM26 255H28V259L30 260V262L31 261H36L37 260V263H38V260L39 261H45V260H47V258L46 257H48V256H46V255H48V254H45L44 255V253L42 254V251L40 250V248L38 249V248H34V250L32 251V252H28V254H26ZM0 256H1V254H0ZM241 256V255H240ZM2 258V257H1ZM8 258V257H7ZM12 258V257H11ZM4 259V258H3ZM10 260V259H9ZM243 261H245L244 259H243ZM8 262V261H7ZM25 262V261H24ZM249 262V261H248ZM10 263V262H9ZM26 263V262H25ZM33 263V262H32ZM216 263V262H215ZM231 263V262H230ZM240 263V262H239ZM7 264V263H6ZM31 264V263H30ZM36 264V263H35ZM40 264V263H39ZM159 264V263H158ZM182 264V263H181ZM184 264V263H183ZM223 264V263H222ZM245 264V263H244Z\"/></svg>",
	"mask_w": 264,
	"mask_h": 264
}]
</instances>
